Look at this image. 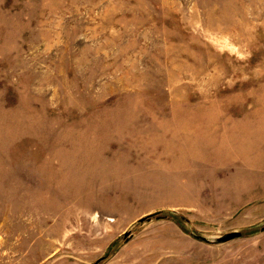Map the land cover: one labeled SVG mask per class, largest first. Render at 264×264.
Returning <instances> with one entry per match:
<instances>
[{"label": "rangeland", "instance_id": "obj_1", "mask_svg": "<svg viewBox=\"0 0 264 264\" xmlns=\"http://www.w3.org/2000/svg\"><path fill=\"white\" fill-rule=\"evenodd\" d=\"M263 133L264 0H0V264H264Z\"/></svg>", "mask_w": 264, "mask_h": 264}, {"label": "bare ground", "instance_id": "obj_2", "mask_svg": "<svg viewBox=\"0 0 264 264\" xmlns=\"http://www.w3.org/2000/svg\"><path fill=\"white\" fill-rule=\"evenodd\" d=\"M229 118V117H228ZM177 121V120H176ZM226 121V120H225ZM252 121V120H251ZM222 123H223V121H222ZM250 123V122H249ZM251 123H253L254 124V122H251ZM259 123V122H258ZM225 124V123H224ZM247 125H249V124H247ZM251 125V124H250ZM241 128V127H240ZM239 128V129H240ZM247 128V127H246ZM222 129H224V128H222ZM237 129V128H236ZM253 129H254V127H253ZM241 130H243V129H241ZM245 130V129H244ZM210 133H212L211 131H209ZM240 132V131H239ZM244 132V131H243ZM237 133V131L235 130V129H229V130H223V132L222 133H220L219 134V136H218V139L217 140H219V147L216 149V151H217V154L220 156H222L221 158H223V157H229V158H231L230 156H233V155H235V154H237V153H242L241 154V157L243 156V153L244 152H247V150L248 149H251V148H253V147H251V144H252V137L249 135V133H247V132H244V133H242V134H236ZM204 134H206V132L204 133ZM209 134V133H208ZM207 134V135H208ZM214 134V133H213ZM263 135H264V133H263ZM210 136V135H209ZM208 136V137H209ZM261 135L259 134V137H260ZM194 137V136H193ZM259 137H257V138H259ZM205 138V137H204ZM203 138V139H204ZM217 138V137H216ZM192 139V138H191ZM215 139V138H214ZM262 139V138H261ZM202 140V139H201ZM209 140V139H208ZM216 140V141H217ZM191 142H192V140H191ZM254 142V141H253ZM216 143V142H215ZM190 144H192V143H190ZM196 145V144H195ZM258 145V144H257ZM191 146V145H190ZM255 146H256V144H255ZM259 146V145H258ZM195 147V146H194ZM216 147V146H215ZM190 148H192V147H190ZM255 149V148H254ZM196 150H197V148H196ZM263 150V149H262ZM250 151H252V150H250ZM258 151V150H257ZM259 152V151H258ZM257 152V153H258ZM253 154V153H252ZM255 154V153H254ZM246 156H247V154H246ZM238 158H240V157H238ZM249 157H247L246 159H248ZM251 158H252V155H251ZM255 158V157H254ZM257 158V157H256ZM219 159V158H218ZM243 159H244V157H243ZM242 160V159H241ZM243 161V160H242ZM246 160H244L243 162H245ZM255 161V160H254ZM218 162H220V161H218ZM250 164H251V162H250ZM227 172V171H226Z\"/></svg>", "mask_w": 264, "mask_h": 264}, {"label": "water", "instance_id": "obj_3", "mask_svg": "<svg viewBox=\"0 0 264 264\" xmlns=\"http://www.w3.org/2000/svg\"><path fill=\"white\" fill-rule=\"evenodd\" d=\"M152 219V215H148L146 217H143L139 220V223L142 225L145 222H149ZM264 229V228H263ZM242 233L239 231H233V232H229V233H225L221 236H214V237H205V236H201V235H194L195 238H197L198 240L208 243V244H213V245H218V244H223L226 242H229L233 239H236L238 237H241ZM126 236L128 237L129 235L126 234ZM130 237V236H129ZM102 259H98L97 261H95L92 264H98Z\"/></svg>", "mask_w": 264, "mask_h": 264}]
</instances>
